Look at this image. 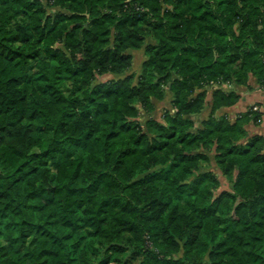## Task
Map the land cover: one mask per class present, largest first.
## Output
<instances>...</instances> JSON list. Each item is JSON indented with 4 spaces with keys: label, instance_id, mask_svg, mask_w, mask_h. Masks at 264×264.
<instances>
[{
    "label": "trees",
    "instance_id": "trees-1",
    "mask_svg": "<svg viewBox=\"0 0 264 264\" xmlns=\"http://www.w3.org/2000/svg\"><path fill=\"white\" fill-rule=\"evenodd\" d=\"M252 78L264 0H0V264H264Z\"/></svg>",
    "mask_w": 264,
    "mask_h": 264
},
{
    "label": "rangeland",
    "instance_id": "rangeland-1",
    "mask_svg": "<svg viewBox=\"0 0 264 264\" xmlns=\"http://www.w3.org/2000/svg\"><path fill=\"white\" fill-rule=\"evenodd\" d=\"M132 54H133V61L131 63V67L127 73L123 74L122 77L128 76V75H133L137 81L139 75L142 72L143 63L147 60V57L145 56V48H143L142 50H140L138 52H133ZM113 77L114 76H112V75H108V78H110V79ZM240 87H243V86H237V85L233 84L232 87L225 86V88H221V89H223L226 92H235L237 94H238V92H240V93H248V92L253 93L254 92L255 95H258V96L261 94L262 95L264 94V88H261L260 85H258L257 80L254 78H252L250 80V83L248 86H244L245 89L240 88ZM211 98H212L211 92H209L207 99H206L207 100L206 109L203 111V113L201 115L195 116V117L194 116L189 117V118L195 120L196 126H199L201 121L206 120L208 118V116L210 114ZM171 100H172L171 95H168L163 102H158V101L154 100L156 109L153 113V117H154V119L158 120L161 124L165 123L164 116L166 114V111H168V110L173 111V107L171 105ZM255 107L256 108L258 107L260 109L261 104L258 103V101H256L255 105L252 106L250 109H248V112L249 111L253 112V115H251V117H250L251 119L246 124L245 129L250 133L251 137H253L256 134H260V135L264 136V134H263L264 132L261 134V132H259V130H258V127L263 124V122L261 123V121H263V120L261 119V121L259 120L260 122L258 121L260 123L259 125H256L255 121H254V117L256 116V114L261 113L259 111H255L254 110ZM246 113L247 112L241 113V114H238L236 116L238 118L239 116H242ZM225 115L232 122L237 120V118H235L236 116H231V118H230L228 114H225ZM143 118H144V115L141 114L140 120H142ZM213 167L216 169V172H217L219 179L221 181L219 188L216 190L215 196L220 195L224 191L233 192L232 185L228 182L227 178H225L214 165H213Z\"/></svg>",
    "mask_w": 264,
    "mask_h": 264
},
{
    "label": "crops",
    "instance_id": "crops-1",
    "mask_svg": "<svg viewBox=\"0 0 264 264\" xmlns=\"http://www.w3.org/2000/svg\"><path fill=\"white\" fill-rule=\"evenodd\" d=\"M245 89V87H240ZM238 94H240L241 96V100L240 102L232 107V108H228L222 111L223 114H228L229 117L231 118V116H236L238 114L241 113H245L248 112V109H250L252 106L255 105L256 101H258V103L261 104V108L260 111L262 113V120L261 123L263 122L262 125H260L258 127L259 132H261V134L264 132V94L262 95H255V93H240L238 92ZM237 118V116L235 117ZM264 134V133H263Z\"/></svg>",
    "mask_w": 264,
    "mask_h": 264
},
{
    "label": "built area",
    "instance_id": "built-area-1",
    "mask_svg": "<svg viewBox=\"0 0 264 264\" xmlns=\"http://www.w3.org/2000/svg\"><path fill=\"white\" fill-rule=\"evenodd\" d=\"M233 84H222V85H215L216 88H225V86L232 87ZM255 111H260V109L257 107L254 108Z\"/></svg>",
    "mask_w": 264,
    "mask_h": 264
}]
</instances>
